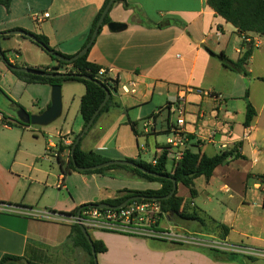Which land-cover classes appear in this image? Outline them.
Instances as JSON below:
<instances>
[{"label":"crops","instance_id":"obj_1","mask_svg":"<svg viewBox=\"0 0 264 264\" xmlns=\"http://www.w3.org/2000/svg\"><path fill=\"white\" fill-rule=\"evenodd\" d=\"M22 1L13 0L9 10L0 5L8 15V23L25 21V16L18 14L19 8L23 6ZM32 2L34 6L28 18L38 24L41 34L29 31L27 27L10 30L44 35L49 39L52 50L75 56L83 49L93 21L105 0ZM126 2L129 8L117 3L110 12L111 22L125 24L126 29L112 33L107 25L104 26L89 51L88 61L111 70L108 77L116 80L119 86L135 82L137 93L124 95L120 91L112 92L116 106L104 113L84 136L81 149L105 157L98 146L107 134L117 126H123L124 115L128 118L127 125L136 123L135 128H138V122L133 121L128 114L133 109H139L145 114L142 124H152L150 130L144 127L145 136L157 138L161 133L168 134L175 114L161 108L147 116L143 109L146 104L154 101L157 90L160 99L167 98L166 107L177 106L180 90L188 87L222 94L224 99L219 100L189 95L186 115H195L197 118L194 122L186 119V128L191 134L189 149L213 157L237 147L244 159L218 167L210 178L202 176L208 187L212 186L216 177L224 182L222 188L229 195L220 201L223 205L220 219L215 217L217 207L207 209L214 201L209 193H206L207 200L203 202V206H206L204 209L198 207L195 199L191 208L199 211L203 218L209 217L228 226L231 230L225 237L226 242L264 249V201L248 195L252 183L255 190H262L258 181L264 182V179L257 180L258 174H264L258 169L259 163L264 160V120L260 122L264 117V82L259 79L264 78V52H260L264 38L250 35L257 37L261 45L254 49L247 65L249 76L244 77L226 69L216 55L224 52L230 60L237 62L250 44L231 24L209 8L208 0ZM45 14H49V17L45 18ZM10 16L13 17L11 21ZM35 16L41 22H36ZM78 25H81L80 31L74 33L72 28ZM47 26L49 30L45 29ZM0 34L6 36V33ZM18 37L19 45H26L29 41L22 36ZM22 55L16 52V60H21ZM45 55L47 58L42 61L33 57L24 58L20 65L14 59L6 60L21 68L44 70L55 67L56 62L47 53ZM0 82L11 97V101L5 103L9 113L0 110V261L5 256L43 258V249L48 251L50 248H58L67 241L71 231L70 223L39 218V214H70L83 205L101 204L121 197L124 195L120 193L122 191L161 188L160 183L146 181L125 170H112L104 175L73 172L64 177L57 162V149L59 143L70 146L73 138L84 129L83 120L81 118L79 123V117L85 86L79 82H66L84 86V92L78 98H69L63 103L61 117L65 115L64 124H68L69 128L56 135L48 130H39L37 133L42 134L41 138L31 129L32 125L24 127L18 123L17 112L19 106L30 115L46 111L52 104V87L27 84L17 79L1 59ZM247 91L248 100L257 115L252 126L245 128V109L242 112V130L237 131L234 117L240 113L234 107H237L239 100L246 98ZM173 93H176L175 102L169 101ZM74 105L76 115L70 125ZM165 110L168 113L167 127L158 131L157 117ZM51 138H57L58 141L53 142ZM164 147H155L152 162L162 155ZM66 154L67 151L63 154L64 158ZM132 156L131 153L121 151L113 157L105 158L143 161L141 155ZM198 196L197 191L196 198ZM179 197L191 200V196ZM180 226L179 229L190 230L204 237L201 239L204 241L221 239L220 230H204L193 221H183ZM90 234L107 247L105 253L97 255L98 264H264V259L250 260L244 256H233L231 260L218 259L205 252L203 246L177 247L168 240L158 238L148 239L106 231H90ZM232 237L235 240L232 241Z\"/></svg>","mask_w":264,"mask_h":264},{"label":"trees","instance_id":"obj_2","mask_svg":"<svg viewBox=\"0 0 264 264\" xmlns=\"http://www.w3.org/2000/svg\"><path fill=\"white\" fill-rule=\"evenodd\" d=\"M12 1L13 0H0V5L4 6L7 10H9ZM109 1L110 0H105L104 5L102 6L97 16L95 17L83 49L87 46V44L91 40L93 32ZM117 3H122L126 9L129 8V5L126 2V0H116L114 5ZM208 6L219 17L224 19L225 22L231 24L242 37L248 38V36L250 35L251 36L256 35L261 38H264V0H208ZM110 12L105 18L104 24L100 29L99 35L103 27L111 23ZM0 35L2 36L4 34H0ZM33 35L36 37V41H32L26 37H21V38L29 40L30 42L38 46L42 51L47 53L54 62H56L55 67L45 68L42 71L49 74H51V72L59 73V71H61L62 73L60 74L65 75V77L48 78V77L35 76L23 72H15L10 70L11 73L17 79L27 84L48 85L50 87L63 86V84L66 82H79L83 84L86 88V92L81 99L80 115L83 120L84 127L87 126V124L90 122L96 110L99 108V106L106 98V92L104 88L111 90V92H114L117 91L119 83L116 80H113L109 77L100 78L99 71L102 69V67L88 61L89 52L84 57L76 60L73 63L59 61L53 58L48 52L49 50H52L49 44V39L44 35H36V34ZM254 49L255 48L253 47V45L250 44L247 50L242 55V57L237 62H233L232 60H230L224 52L220 53L219 55H216V57L221 61L222 65L226 69L238 73L244 77H248L249 73L247 70V65L250 58L252 57ZM1 53L5 57V52L2 51ZM58 54L66 59H70L73 57V56L63 55L61 53ZM49 69H52L53 71L50 72ZM70 75H85L90 77L92 81L73 78L70 77ZM259 79L260 81L264 82V78H259ZM246 98L248 99V91L246 93ZM115 106L116 105L113 101V95H112L107 105L104 107V109L101 111L100 115L96 119L90 131L93 129L99 118L104 113H107L111 108ZM19 109L21 110L23 108L19 106ZM256 115L257 112L252 106V104L250 102H247L245 121L243 124L245 128H250L252 126V123ZM18 123L24 127L30 126V125L22 124L20 122ZM136 125H137L136 123L132 124V129L134 131ZM77 137L78 135L74 137L72 144L70 146H63L61 143H59L58 145L56 158L61 168V173L62 175H64V177L73 172L82 173V174L104 175L112 170H125L146 181L156 182L161 184V188L159 190L122 191L120 193H124L123 196L117 197L113 200H107L106 202L103 203H108L113 206H118L124 203L127 199L134 196H142L147 198H165L169 194H171L174 188V183L172 180L156 178L154 176L147 175L142 171L130 166L113 165L95 171L79 172L76 169L75 164L71 157V150L76 142ZM83 139L84 137L82 138L81 142L77 145L76 150L74 152L75 163L77 164L78 167H82V168L93 167L109 161L107 158L93 151L84 152L81 149V144ZM65 151H69V155L67 159L63 157ZM238 159H244V156L241 155V152L237 147L234 150L224 151L213 157H210L202 152L195 153L189 149L186 152L185 158L177 165V167L174 169L172 174L168 172L166 153H164L159 158L157 165H153L152 163H147L141 160L130 159L129 161L134 162L153 173L173 178L177 181L178 185L181 184L189 190L191 200H186L179 197L177 190L176 194L173 197L169 199H161L158 201L163 213H165L166 215H168L169 213L172 214L173 222L171 224L173 226L181 227L180 224L183 221H193L198 223L200 227L204 230L209 228L215 231L220 230L222 232L221 239H225V237L229 235L231 229L224 224L216 222L212 218L201 217L199 211L191 208V204L193 202V199H195L197 196V191L195 189L196 179L202 176L206 178H210L211 176H213L215 170L218 167L224 166L228 164L230 161H234ZM251 177L252 176H250V179ZM257 179L258 180L264 179V176H257ZM97 205L98 204H86L81 206L80 208H82V210H86V209L96 208ZM79 209L76 210L75 212L65 215L76 216L78 214ZM92 240L97 255L101 253H105L107 251V247L103 242L97 241L93 238ZM177 247H184V246L177 245ZM69 248L84 250L90 256L89 264H95L94 257L92 255L91 245L88 239L85 237L84 233L82 232L80 225L78 224L71 225V231L67 241L62 246L53 249L57 250V249H69ZM50 250L52 249L50 248L48 251ZM203 250L208 254L214 256L215 258L224 259V260H231L233 256H242L233 253L221 252L215 249L203 248ZM244 257L250 260H254L253 258L247 256ZM0 264H47V263L44 262L42 258L28 259L26 257L5 256L0 261Z\"/></svg>","mask_w":264,"mask_h":264},{"label":"rangeland","instance_id":"obj_3","mask_svg":"<svg viewBox=\"0 0 264 264\" xmlns=\"http://www.w3.org/2000/svg\"><path fill=\"white\" fill-rule=\"evenodd\" d=\"M23 6L19 8L18 14H23L25 16V21L24 22H17V23H8V15L4 13L5 11L2 6H0V33H7L10 31H16V30H10V29H16L18 27H27L29 31H33L34 33L41 34V31L38 29V24L33 22L31 18H28L30 13L32 12V7L33 2L32 0H23ZM44 4V2H42ZM7 19V20H6ZM13 20V17H9V21ZM78 27V28H76ZM81 25L75 26L72 28L74 33L77 31H80ZM45 29L49 30V26L45 27ZM77 29V30H76ZM80 33V32H79ZM1 36V35H0ZM20 39L18 36H1L0 38V47L2 51L5 52V57L8 59V61L14 59L17 61V63L20 65L23 63L24 58H34L38 59L40 61L43 60V58H47L45 55L46 53H42V50L36 46V45H31L32 43L30 41H27L26 45H19ZM261 51L264 52V44L261 46ZM16 52H21L22 59L21 60H16ZM260 54V53H257ZM259 84V83H256ZM5 86L3 85L2 82H0V110L3 111L4 113H9L8 109L6 108V102L11 101V97L4 91ZM111 91V90H110ZM84 92V86L80 85L78 83H66L65 85L62 86V96H63V103L67 102L69 98H74V97H79ZM159 90L156 91L155 94V99L154 101L149 104H146L143 109L146 112V115H152L153 112H156L160 110L161 108H166L167 105V98L163 97L160 99L158 97ZM205 99H209L204 97ZM172 102L176 101V93H173L170 100ZM247 102H250L247 98L239 100L236 104L237 107L235 106L234 109L235 111L239 112L240 114L236 117H234L235 123L238 125L237 131H241V124L243 123V114L242 112L245 111ZM76 106L74 105L72 107V113H71V119H70V125H72L74 116L76 115ZM150 111V112H149ZM148 113V114H147ZM129 117L133 119V121L138 122V128H135V131L132 129V125H127L126 121H128V118L125 117L123 118V126H117L112 132L106 135L104 140L99 144V149L103 150L101 152L105 157H113L114 155L118 154L119 152L123 151L126 154L131 153L133 156L132 157H137L141 155V158L143 161L147 163H151L154 157V150L155 147H160L163 145H166L167 143V138L168 134L166 133H161L157 138L153 137H147L145 136V129H144V124H142V120L145 114L142 113L139 109H133L128 111ZM167 111L163 112V114L159 117H157V130L158 131H163L167 127V121H168V115ZM151 117V116H150ZM64 118L60 117L57 121L54 123L40 127V126H31V129L35 131L38 135V137L42 138V134L37 133L39 130H48L54 135L57 134V132L60 131H66L68 130V124H64ZM127 118V119H126ZM178 118V113L173 116V121L176 122ZM264 118V117H263ZM261 119L260 122H262ZM187 121L194 122L197 120L195 115H186ZM81 122V117H79V123ZM259 126L261 127L260 123ZM48 128V129H45ZM152 127H149V130ZM74 139V138H73ZM53 142H57V138H51ZM73 141V140H72ZM69 151H67V154L65 155L66 159L68 158ZM258 169L264 172V160L261 161L258 165ZM264 174H258L257 176H263ZM258 180V179H257ZM262 185V190H255L253 187V183L250 186V190L248 192V195L251 197L255 198H260L264 201V182L258 181ZM224 185V182H222L218 177H216L213 180L212 186L208 187L206 184V179L205 178H200L196 180L195 186L197 191L199 192V196L195 198V201L198 205L199 208H203L206 206H203V202L207 200V195L206 193H209L213 198V204H211L207 209H212L214 207H217V210L215 212V217L217 219L221 218V214L223 211V208H221L223 205H221V202L223 199L228 197V193H225L224 189L222 188ZM178 194L179 196L183 197H190L189 190L185 188L183 185L178 186ZM57 194V191H55V196ZM164 226H169L166 222L164 223ZM190 231V230H189ZM235 240V237H232V241ZM42 255H43V261L46 262L47 264H89L90 263V256L88 255L87 252H85L82 249H74V248H69V249H57V250H42Z\"/></svg>","mask_w":264,"mask_h":264},{"label":"built area","instance_id":"obj_4","mask_svg":"<svg viewBox=\"0 0 264 264\" xmlns=\"http://www.w3.org/2000/svg\"><path fill=\"white\" fill-rule=\"evenodd\" d=\"M48 17L49 14H45V18ZM35 21L41 22L38 16H35ZM244 40L253 45L254 48H259L261 45L257 37L250 36L244 38ZM49 71L51 72L53 70L49 69ZM110 71L111 70L102 68L99 71L100 78H107ZM59 73L62 72L59 71ZM137 88V84L131 81L118 86L117 91L122 92L124 95H135L137 93ZM191 94L197 95L200 98L206 97L213 100L224 99L222 94L188 87L180 90L177 106L168 105L166 107L172 114L176 115V113H178L176 122L172 123L168 129L167 143L162 153V155L164 153L167 154L168 172L171 174L177 165L185 158L186 152L189 150L191 134L186 128V107L188 104V97ZM0 120H2L1 113ZM151 125L150 122H146L144 127L148 129ZM245 136L247 137L248 135ZM225 147L226 146H223V148ZM161 156L156 158L152 164L157 165ZM29 214H31V212H29ZM166 216L158 201L136 200L118 210H101L98 208L82 210L80 217H78V214L76 216H68L51 214L50 212H44L37 217L68 222L71 225H82L89 232L106 231L148 239L158 238L168 240L175 245L203 246L206 249H215L221 252L238 254L253 259H264V249L232 245L226 242L225 239L217 238L211 241L201 240L205 238L173 226L167 220ZM164 222H167L169 226L165 227Z\"/></svg>","mask_w":264,"mask_h":264},{"label":"water","instance_id":"obj_5","mask_svg":"<svg viewBox=\"0 0 264 264\" xmlns=\"http://www.w3.org/2000/svg\"><path fill=\"white\" fill-rule=\"evenodd\" d=\"M115 1L116 0H110L109 1V3L107 4L98 24H97V26L93 32L91 40L89 41L87 46L84 49H82L78 54H76L75 56H73L70 59L64 58L63 56L59 55L54 50H49L48 51L49 54L53 58H55L59 61L67 62V63H73L76 60L84 57L90 51L92 46L94 45V43H95V41L99 35L100 29L102 28V26L104 24L105 18L109 14V12L111 11ZM107 26H108V29L110 30V32H112V33H117L121 30L126 29V27H127L125 24L114 23V22L109 23ZM6 35H8V36H22V37H26L32 41H36V37L33 34H29L23 30L10 31V32H7ZM1 50L2 49L0 47V59L3 60L4 62H6L8 68H10L11 71L23 72V73H27V74H31V75H35V76L48 77V78L65 77V75L60 74V73L49 74V73H46L42 70L31 69V68H21V67H17L14 65H10L7 62V60L5 59L4 55H2ZM70 77L92 81V79L90 77L85 76V75H70ZM104 90L106 92L105 100L102 102V104L96 110V112L94 113L93 117L91 118V120L87 124V126H85L84 129L82 130V132L78 135L76 142L72 147L71 157H72V160L75 164L76 169L79 172H88V171H95V170L107 168V167H110L113 165L130 166V167H133V168H136V169L142 171L143 173H145L147 175L154 176L156 178L170 179L174 183V188H173L171 194H169L165 198H147V197H142V196H134V197L127 199L124 203H122L121 205H118V206H113V205L108 204V203H101V204H98L96 206V208L101 209V210H105V209L118 210V209L126 207L129 203L136 201V200L159 201L161 199H169V198L173 197L178 190V183L175 179L170 178V177H166L164 175L153 173V172L143 168L142 166H140L134 162H131L129 160H109L103 164L93 166V167H87V168L78 167L77 164L75 163L74 152L76 150L77 145L81 142L82 138L90 131V129L94 125L96 119L100 115L101 111L107 105L108 101L110 100V98L112 96V92L109 89L104 88ZM62 113H63L62 86H54V87H52V104H51L50 108H48L46 111H44L43 113L38 114V115H30L26 110L21 109L17 112V116H18L19 122L22 124L44 127V126H48V125L54 123L55 121H57L62 116ZM81 213H82V208H80L78 211V217L81 216ZM166 218L169 222H173V217H172L171 213H169L166 216ZM80 228H81L82 232L84 233L85 237L88 239V241L91 245L92 255L94 257V262H95V264H98L97 263V253H96L95 248H94V244H93L91 234L84 226L80 225Z\"/></svg>","mask_w":264,"mask_h":264}]
</instances>
